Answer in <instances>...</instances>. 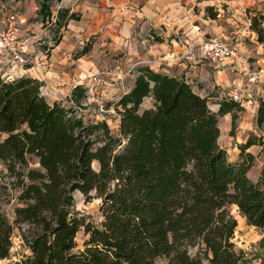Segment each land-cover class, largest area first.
Here are the masks:
<instances>
[{"label":"trees","instance_id":"obj_1","mask_svg":"<svg viewBox=\"0 0 264 264\" xmlns=\"http://www.w3.org/2000/svg\"><path fill=\"white\" fill-rule=\"evenodd\" d=\"M15 1L38 2L43 21L51 16V0ZM251 19L264 45V13ZM42 87L28 75L0 77V261L11 260L18 237L28 254L11 264L241 263L230 207L264 232V167L253 182L254 156L246 151L255 141L241 146L237 163L219 144V117L232 114L234 127L239 103L220 100L215 113L185 76L143 66L117 103L114 134L106 121L49 103ZM84 97L80 85L70 101ZM148 99L152 106L142 108ZM256 125L264 129L263 101ZM15 190L10 216L3 207ZM76 192L100 200L99 226L80 216Z\"/></svg>","mask_w":264,"mask_h":264},{"label":"rangeland","instance_id":"obj_2","mask_svg":"<svg viewBox=\"0 0 264 264\" xmlns=\"http://www.w3.org/2000/svg\"><path fill=\"white\" fill-rule=\"evenodd\" d=\"M103 0H51V16L55 15V12L59 9L61 16V21L54 23L52 26L46 24V20L43 21L40 15V5L35 2L38 6V10L35 11L34 8H30L26 5H20L15 0H0V34L8 30L12 20L15 18L17 27L19 28L21 35V24L19 23L18 16L22 14H27L28 12L34 13L33 16L28 17L27 26L22 32L21 40L27 42L28 54L26 58L29 61L37 64H41V57H38V52L41 51L45 55L52 54V49H56L57 41H62L66 31L68 30L70 24L79 27V32L82 37L70 36V43L75 44L76 48L73 51V57L78 58V56L85 53V48H89L87 52V58L94 62L96 70L108 69L116 70L123 73L125 77L121 80H113L111 78H104L102 89L104 94H101L105 100L106 112H101L100 109L94 103H88L89 94L86 91V97L81 101V104L76 105L74 102L69 101L62 102L68 108L73 109L79 116H82L86 121L88 120H99L106 121L110 129L114 134L118 132L120 125V114L117 108V103L120 98L125 95L128 91L132 79L128 76L132 73L131 64L133 61L132 48H140L144 44L156 43L161 38L171 39L176 38L180 41L182 34L180 33H168V37L162 35L161 31H140V27L136 26L134 29L138 30L134 34V41L132 42V37L126 36L125 26L126 20L123 22L117 21L114 16V9L111 7L108 10V20L107 22H97L96 18L92 16L90 8L94 6L98 8ZM24 2V1H21ZM82 5L84 11L77 10L79 5ZM231 7L227 4L221 3V6L215 7L216 12L221 14L217 16L216 20H212L208 17L207 12L202 14V11L196 9V14L204 20L207 21L208 27L203 26L202 29L205 33L202 34L201 41L196 46L199 50H202L204 44L212 38L227 39L234 44L237 42L243 48L244 54L249 58V71L256 73L258 75L259 82L250 85L251 98L248 96L244 100L252 101V104L246 105L239 110H236L237 119L233 127L232 114L219 117V128H220V146L227 152V156L230 162L237 163L240 162L241 146L249 141H255L246 153H250L254 156V162L252 167L248 172L249 178L253 182H257L263 172L264 158L262 155V146L260 139L264 136V129H260L256 125V112L255 107L259 106L260 102H264V45L257 42V35L253 36L250 34L251 30H248L244 13L242 9L246 10L248 14L251 12L253 16L256 12L264 13V0H255V2H250L249 0H244L240 5L230 9ZM220 10H224L225 13H221ZM58 13V15H59ZM57 15V16H58ZM74 15L75 19L71 20V16ZM249 15V16H250ZM47 19V18H46ZM73 21V22H72ZM202 22V21H200ZM74 30V29H73ZM109 30L110 32L116 33L120 38L111 37L104 38L103 35ZM153 37V38H151ZM117 41V47L114 42ZM146 41V42H145ZM81 42V43H80ZM145 42V43H143ZM238 45V44H237ZM33 48V51L31 50ZM31 50V52L29 51ZM33 52V53H32ZM40 54V53H39ZM36 58V59H35ZM12 57L10 54L4 50L0 49V77L2 78H17L24 76V69H28L37 64L30 62L27 66H13ZM136 66V65H134ZM34 67V66H33ZM108 67V68H107ZM119 67V69H115ZM244 75V73H242ZM261 74V76H260ZM232 77L235 76L231 74ZM238 76H236L237 78ZM248 84V81H245ZM86 88V83L80 84ZM237 86L238 84L233 83L231 86ZM244 85V86H245ZM232 88V87H231ZM226 87V91L231 89ZM222 89V88H220ZM217 88L211 91L210 95H207L210 109L217 113L219 110V96L216 94ZM72 96V95H71ZM49 103L51 99L46 96ZM225 99L226 97L223 96ZM229 99V98H227ZM152 106L150 99L146 100L142 108H149ZM258 108V107H257ZM1 140V136H0ZM1 166H0V178H1ZM17 190L13 191L14 199L9 205H4V210L12 216L14 208L17 206ZM94 195V193L92 194ZM76 210L80 213V216H84L87 222H92L94 225L99 226L103 218L100 213V200L92 199L87 201L86 197L81 192H76L74 194ZM231 214L236 218L238 222V227L235 232L234 243L239 252L243 255V260L240 264H262V259L264 258V232L250 226L246 219L239 213L237 207H230ZM85 239L84 232L78 234V242L80 246L83 244ZM199 248H194L191 250L192 255H196ZM28 254V250L21 245V241L18 237L14 239V248L12 249V255L10 261H0V264H11L12 262L19 260ZM159 264H167L166 260H162ZM207 264V262H204Z\"/></svg>","mask_w":264,"mask_h":264},{"label":"crops","instance_id":"obj_3","mask_svg":"<svg viewBox=\"0 0 264 264\" xmlns=\"http://www.w3.org/2000/svg\"><path fill=\"white\" fill-rule=\"evenodd\" d=\"M243 1L244 0H103L98 4V8L92 6L90 12L92 16L96 18L97 22H107L109 17L108 10L113 7L115 19L121 22L126 20V26L124 28L125 33L126 36L130 35L132 37V42L134 41V34L138 31L134 29L136 26L140 27L141 33L146 31L150 32L152 30L161 31L162 35L167 37L168 33L170 34L171 32L182 34L180 41L176 38H171L169 40L161 38L154 44L146 43L138 49L136 47L132 48V59L133 61L135 60V62L131 64V69L133 68V70L132 73L128 75L132 79V83L125 94L133 87L139 69L143 66H149L156 72L185 76L187 81L193 86L194 91L202 97L210 95L211 91L217 88L219 91L216 93L219 95L217 97L223 100L224 93L228 92L225 89L226 87H232L230 89L232 90L245 85V81H248L249 70L241 65H237L231 60L213 64L204 58L203 48L199 50L196 46L201 41L202 34L205 33L203 30L204 25L208 27L206 25L209 24L203 17L201 20L196 14V9L202 11V14L207 12L210 19L216 20L217 16H221V14L216 12L215 7H219L221 3H224L229 5L231 7L230 9H233ZM249 1L255 2V0ZM18 4L34 8L35 11L38 10L35 1H20ZM81 8L82 11H84L81 4L77 7V10H81ZM208 8H213L214 12L217 13L215 18L209 14ZM220 11L222 14L225 13L224 10ZM33 15L34 13L28 12L27 14L25 13L18 16L21 30H24L25 26L31 29V27L29 28L27 26V20L28 17ZM200 25L203 26V29ZM23 30L21 31V36ZM250 34L255 36L253 31H250ZM70 36L82 37L78 26L70 24L63 40L57 43L56 49H52V54L45 55V53L41 51L37 53L38 57H41L42 62L39 64V67L34 66L24 69L25 75L38 79L43 83L44 88H46L49 93L48 96L49 99H51V104L55 102L68 103L74 89L82 83L87 84L89 76L94 74L97 67L94 62L87 58V53L78 56V58L73 57V51L76 45L70 43ZM103 37L107 39L108 37L112 39L114 37L120 38L116 33L110 32L109 30H106ZM221 40L229 41L227 39ZM237 44L240 48V53L248 58L246 54H244L241 45L238 42ZM114 45L116 47L118 46L117 41L114 42ZM31 50L33 51V48H31ZM31 50L29 51L31 52ZM115 69H119V67H115ZM100 71L102 70H98L97 72ZM242 73H244V75ZM231 74L235 76L232 77ZM236 76L238 77L236 78ZM233 83L238 85L231 86ZM248 98H251L249 94ZM257 107H255L256 110ZM228 115L230 114H227L226 117Z\"/></svg>","mask_w":264,"mask_h":264},{"label":"built area","instance_id":"obj_4","mask_svg":"<svg viewBox=\"0 0 264 264\" xmlns=\"http://www.w3.org/2000/svg\"><path fill=\"white\" fill-rule=\"evenodd\" d=\"M244 13L245 21L248 30H251L252 19L251 15L242 9ZM59 9L55 12L53 17L46 19V24L52 26L58 20ZM250 15V16H249ZM16 19L12 20V24L9 25L8 30L0 34V49L8 52L12 57L13 66H27L29 59L26 58L28 54L27 42L21 40V35L19 28L17 27ZM204 58L209 60L213 64H218L225 62L226 60H231L237 65H241L246 69H249V60L240 53V48L237 44L223 41L219 38H212L207 41L203 46ZM36 59V58H35ZM35 61V60H34ZM33 61V62H34ZM33 62H31L33 64ZM34 64H37V62ZM35 66V65H33ZM32 66V67H33ZM39 67L40 65L37 64ZM133 70V68H132ZM125 77L123 73L116 70H102L95 74H92L88 78V83L86 84V91L89 94L88 103H94L101 112H106L105 100L101 94H104L102 89L103 79L111 78L113 80H121ZM9 78V77H8ZM258 75L252 71L248 72V84L240 88H234L227 93H224V97L229 98L233 102L239 103L242 107L252 104V101H245V97L250 94V85L259 82ZM42 94L46 97L48 96V91L44 86L41 88Z\"/></svg>","mask_w":264,"mask_h":264}]
</instances>
